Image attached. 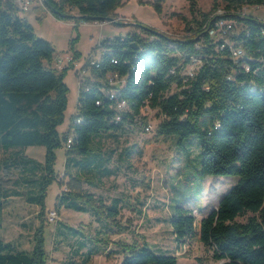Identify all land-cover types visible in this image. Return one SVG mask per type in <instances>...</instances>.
Segmentation results:
<instances>
[{"label": "trees", "instance_id": "16d2710c", "mask_svg": "<svg viewBox=\"0 0 264 264\" xmlns=\"http://www.w3.org/2000/svg\"><path fill=\"white\" fill-rule=\"evenodd\" d=\"M124 2L45 0V5L57 11L53 15L58 19L73 18L76 27L80 21L113 18ZM194 3L190 0L191 10L197 11ZM250 5L264 6V0H214L211 12H198L199 18L185 23L189 34L182 38L132 24L146 36L131 30L124 36L102 39L97 44L100 58L87 59L89 75L79 80L76 111L60 137L57 127L68 95L64 75L79 55L75 52L68 67L56 69L52 44L38 37L20 17L14 0H0V152L10 151L0 158V170L19 168L23 181L32 186L24 195L26 201L43 213L46 189L56 178L54 150L62 142L65 147L68 135L72 143L65 149L80 157L67 159L65 171L74 167L99 179L111 176L115 171L108 163L113 152L102 151L94 137L143 124L141 110H154L160 122L144 144L166 141L171 134L180 138L197 134L201 176L238 179L202 217L181 205L174 207L170 225L177 254L156 253L143 236L134 235L122 245L120 264H177L179 257L192 256L190 242L210 248L212 257L223 260L222 264H264V22L243 12ZM154 6L160 10L158 1ZM220 6L225 13L217 19L230 20L232 26L225 36L212 37L205 25L213 22L211 14ZM234 50L241 54L235 57ZM192 59L199 63L189 75L186 71ZM120 101L126 103L125 109H117ZM29 146L45 148L43 163L18 152ZM131 153L127 147L119 155L129 157ZM79 181V176L70 175L56 207L92 210L97 218L115 222L121 198L105 204L101 197L79 188ZM7 196L0 190V231ZM44 228L40 224L35 229L29 251L16 250L0 238V264H47ZM65 230L80 238L77 248L86 247L80 230L71 226ZM97 253V248L89 247L83 262Z\"/></svg>", "mask_w": 264, "mask_h": 264}, {"label": "rangeland", "instance_id": "374dc122", "mask_svg": "<svg viewBox=\"0 0 264 264\" xmlns=\"http://www.w3.org/2000/svg\"><path fill=\"white\" fill-rule=\"evenodd\" d=\"M154 1L160 3V10L156 9ZM193 1L197 11L191 10L190 0H125L116 13L117 17L124 19H119V23L109 22L101 29L93 23L74 27L73 18L58 19L35 3L28 11H19L20 17L31 24L35 34L54 47L53 66L60 57L73 56L75 52L79 55L64 75L68 95L63 120L57 127L60 137L69 129L71 117L76 111L78 75L82 69L86 71L88 66L85 64L90 56L94 60L100 58L97 47L99 35L104 38L119 37L134 30L146 36L142 29L132 25L142 24L182 38L189 34L184 30L185 23L199 18L198 12L212 11L214 0ZM220 8L223 9L222 6ZM243 12L264 21V6L250 5ZM88 75L89 72H86L82 78ZM139 116L143 124L127 125L123 130L102 132L94 137L102 151L113 152L108 163V167L115 171L111 176L99 179L79 173L74 167L65 171V161L80 155L74 150L67 151L63 142L54 150L56 178L46 189L43 213H40L39 206L26 201L24 195L32 186L23 181L20 169L3 167L0 170V190L8 195L2 204L0 238L3 242L11 243L16 250L29 251L33 246L35 229L43 224L47 264H120L123 259L122 245L130 243L134 235L143 236L156 253L177 254L170 225L174 207L181 205L202 217L216 207L220 197L236 183L238 177L201 176V145L197 134L185 138L171 134L166 141L144 144L154 135L160 118L154 110L145 108ZM145 123L151 127L149 131L145 130ZM127 147L132 149L130 156L119 155ZM9 152L1 151L0 158L7 157ZM18 152L44 162L43 146H29ZM70 175L79 176L78 187L94 197H101L105 204L112 198H121L122 207L117 220H105L99 215L97 218L92 210L83 212L57 208V198L63 190H67ZM143 181L146 182L144 185ZM14 191L21 195L12 194ZM51 212L56 215L52 221ZM65 226L80 230L86 247L77 248L80 238L67 233ZM92 246L98 249V253L84 263L85 252ZM189 246L192 256L179 257L177 264H221V260L214 259L211 249L202 243L190 242Z\"/></svg>", "mask_w": 264, "mask_h": 264}, {"label": "built area", "instance_id": "2783aa9c", "mask_svg": "<svg viewBox=\"0 0 264 264\" xmlns=\"http://www.w3.org/2000/svg\"><path fill=\"white\" fill-rule=\"evenodd\" d=\"M19 11H23L26 12L29 10L30 6L32 4H36L38 6H41L45 11L50 12L47 8V6L44 4L43 0H14ZM259 7V6H256ZM225 10L222 8H217L216 10H214V12L211 14V16L213 17V22L209 25H205L206 27V31L208 32V34L212 37H218V36H225L228 31L230 30L231 26H232V21L230 20H225L222 18H218V15L224 14ZM119 19H124V18H107L105 20H94V21H90V22H86V21H80L78 22L79 24L82 23H93L97 26H99L100 28H102L105 24L109 23V22H114L117 23L121 20ZM264 22V21H263ZM104 39V37H101L99 42ZM233 54L236 56H239L241 54L240 50H234ZM73 58L72 56L68 55L65 57H60L58 58L55 63H54V67L58 70H61L64 67H68L70 62H72ZM199 61L192 59V62L189 64V66L187 67V71L186 73L189 75H192L194 70L196 69L197 65H198ZM74 64V62H73ZM89 72L88 68L86 69V71L84 69L81 70V73L78 75L79 80L82 78L83 74ZM254 88V87H253ZM126 108V103L124 101H120L117 104V109L122 110ZM147 109V108H145ZM119 120V118H117ZM150 126H146L145 130L149 131L150 130ZM72 143V136L68 135L66 142H65V148L69 149ZM50 217H51V221L54 220V218H56V215L54 212L50 213Z\"/></svg>", "mask_w": 264, "mask_h": 264}, {"label": "crops", "instance_id": "0c3cea01", "mask_svg": "<svg viewBox=\"0 0 264 264\" xmlns=\"http://www.w3.org/2000/svg\"><path fill=\"white\" fill-rule=\"evenodd\" d=\"M37 6V5H36ZM117 10H118V8L114 11V15H113V17L114 18H119V17H117L118 15L116 14L117 13ZM71 13H73V14H75V12L74 11H72ZM76 15V14H75ZM82 24H88V23H82ZM100 28V27H99ZM101 29V28H100ZM102 37V35L100 34L99 35V40H100V38ZM75 69H76V67H74Z\"/></svg>", "mask_w": 264, "mask_h": 264}, {"label": "water", "instance_id": "95a60500", "mask_svg": "<svg viewBox=\"0 0 264 264\" xmlns=\"http://www.w3.org/2000/svg\"><path fill=\"white\" fill-rule=\"evenodd\" d=\"M43 2H44V4H45V0H43ZM50 13H52V14H54V13H57V11L56 10H54V9H50ZM65 16L66 17H70V15L69 14H65ZM135 47V46H134ZM224 261L223 260H221V264L223 263Z\"/></svg>", "mask_w": 264, "mask_h": 264}]
</instances>
